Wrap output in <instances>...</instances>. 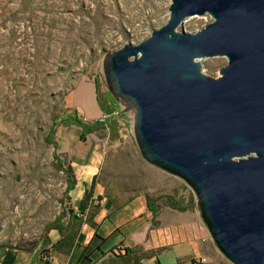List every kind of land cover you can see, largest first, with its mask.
<instances>
[{"label": "rangeland", "instance_id": "rangeland-1", "mask_svg": "<svg viewBox=\"0 0 264 264\" xmlns=\"http://www.w3.org/2000/svg\"><path fill=\"white\" fill-rule=\"evenodd\" d=\"M170 2L0 0V245L37 240L57 215L64 173L56 152L63 161L82 157L77 171L88 158L105 187L183 193L200 210L184 179L144 160L133 133L135 111L105 80L111 52L166 23ZM211 20L209 13L188 16L177 29L194 32ZM198 61L213 77L228 63L223 55ZM72 117L84 123L77 125L85 135L65 151L60 142ZM210 235L200 241L212 242ZM222 257L217 264H233Z\"/></svg>", "mask_w": 264, "mask_h": 264}, {"label": "water", "instance_id": "water-1", "mask_svg": "<svg viewBox=\"0 0 264 264\" xmlns=\"http://www.w3.org/2000/svg\"><path fill=\"white\" fill-rule=\"evenodd\" d=\"M166 23L106 60L110 91L135 111L144 160L198 197L233 264H264V0H171ZM212 20L178 30L192 15ZM223 55L213 77L200 57Z\"/></svg>", "mask_w": 264, "mask_h": 264}, {"label": "crops", "instance_id": "crops-1", "mask_svg": "<svg viewBox=\"0 0 264 264\" xmlns=\"http://www.w3.org/2000/svg\"><path fill=\"white\" fill-rule=\"evenodd\" d=\"M81 128L71 123L60 144L74 146ZM64 173L58 213L33 242L1 243V264H189L199 254L224 262L200 210L183 193L127 190L97 182L92 161L54 155ZM91 154L88 155V157ZM83 159V158H82Z\"/></svg>", "mask_w": 264, "mask_h": 264}, {"label": "built area", "instance_id": "built-area-1", "mask_svg": "<svg viewBox=\"0 0 264 264\" xmlns=\"http://www.w3.org/2000/svg\"><path fill=\"white\" fill-rule=\"evenodd\" d=\"M210 237H211V240H213L211 235H210ZM204 240H206V239L202 238V241H204ZM191 264H210V261H209V258L207 256L200 255V256L196 257L195 259H192Z\"/></svg>", "mask_w": 264, "mask_h": 264}, {"label": "trees", "instance_id": "trees-1", "mask_svg": "<svg viewBox=\"0 0 264 264\" xmlns=\"http://www.w3.org/2000/svg\"><path fill=\"white\" fill-rule=\"evenodd\" d=\"M70 121H71V122H74L75 124H78V125L84 127V123H82L79 119H77V118H75V117H72V118L70 119ZM83 135H85V134H84V131L81 132V136H82V137H83ZM58 164H59V163H58ZM59 167L62 168V166H61L60 164H59Z\"/></svg>", "mask_w": 264, "mask_h": 264}, {"label": "bare ground", "instance_id": "bare-ground-1", "mask_svg": "<svg viewBox=\"0 0 264 264\" xmlns=\"http://www.w3.org/2000/svg\"><path fill=\"white\" fill-rule=\"evenodd\" d=\"M199 59V58H198Z\"/></svg>", "mask_w": 264, "mask_h": 264}]
</instances>
